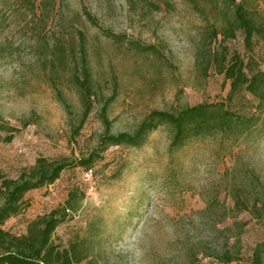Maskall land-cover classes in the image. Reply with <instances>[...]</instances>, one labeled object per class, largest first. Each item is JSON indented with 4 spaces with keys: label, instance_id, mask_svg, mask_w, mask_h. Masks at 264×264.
<instances>
[{
    "label": "rangeland",
    "instance_id": "rangeland-1",
    "mask_svg": "<svg viewBox=\"0 0 264 264\" xmlns=\"http://www.w3.org/2000/svg\"><path fill=\"white\" fill-rule=\"evenodd\" d=\"M238 3L261 26L251 46L234 22ZM1 6L0 120L19 130L0 145V184L40 157L76 162L56 182L28 192L22 212L4 228L26 233L33 219L76 191V210L53 236L61 248L76 245L85 258L75 264H254L264 242V108L250 93L231 105L260 122L239 140L193 138L171 151L170 129L161 126L143 146L110 147L91 179L77 161L98 146L106 103L112 131L120 132L134 130L154 109L226 100L230 80L215 64L205 70L213 26L234 22V35L221 42L220 35L212 52L224 44L264 70V0H1ZM107 29L124 41L106 36ZM59 43L67 62H53ZM83 61L96 93L82 123L86 107L74 76ZM227 254L236 259L226 262Z\"/></svg>",
    "mask_w": 264,
    "mask_h": 264
},
{
    "label": "trees",
    "instance_id": "trees-1",
    "mask_svg": "<svg viewBox=\"0 0 264 264\" xmlns=\"http://www.w3.org/2000/svg\"><path fill=\"white\" fill-rule=\"evenodd\" d=\"M226 3L235 4L236 0H226ZM88 17L97 23L94 17L88 12ZM2 6L0 0V20ZM235 24L245 33L247 45H252L255 33L261 31V26L253 19L251 12L242 3L235 6ZM234 22L230 21L224 30L213 26L210 37L207 40V50L211 53L208 58V65L205 70L213 64L223 73L227 80H230L231 88L226 100L212 102H200L194 105H187L176 110L154 109L149 112L138 126L132 131H112V122L107 115L108 105L102 108V117L105 123V130L100 137L98 146L94 148L87 157L78 159L79 166L85 169H93V166L102 158V154L112 146H143L149 136L161 126L170 129L171 151L180 149L193 138L208 136H220L239 140L250 132L260 122L255 114H244L238 112L231 105L236 96L248 92L258 100V107L264 108V70L253 67L251 62H246L239 53H231L224 44L220 49L212 52L213 41L220 35V42L226 36L234 35ZM106 36L114 41L123 42L124 37L114 33L112 30H104ZM81 39L85 41L84 32H80ZM139 46V44H138ZM148 52H157L154 45L139 46ZM53 62H67L68 52L62 43L56 44ZM84 59V58H82ZM83 61L80 66L81 75L74 76L75 84L82 92V99L85 104V111L82 123L89 115L92 107V95L96 93L93 85V75L89 66ZM113 98L110 99L112 101ZM19 129L10 126L0 120V145L2 142H12ZM76 162L66 159L50 160L40 157L34 166L25 168L20 176L16 178L3 177L0 184V264H75L85 257L79 255L76 245L61 248L53 241V236L58 227L65 223L72 211L76 210L77 192L71 191L66 203L63 206L54 208L49 213L40 215L33 219L27 232L16 234L4 228L6 222L13 216L22 212L25 197L28 192L42 188L56 182L62 173L75 165ZM241 203L242 200L238 199ZM255 209L260 213L263 209L256 204ZM264 242L259 244L253 256L254 264H264L262 247ZM236 259L231 254L225 257L226 262Z\"/></svg>",
    "mask_w": 264,
    "mask_h": 264
},
{
    "label": "built area",
    "instance_id": "built-area-1",
    "mask_svg": "<svg viewBox=\"0 0 264 264\" xmlns=\"http://www.w3.org/2000/svg\"><path fill=\"white\" fill-rule=\"evenodd\" d=\"M91 171H92V169H89V170H87V172H86V175H87V177H88L89 179H91V177H90Z\"/></svg>",
    "mask_w": 264,
    "mask_h": 264
}]
</instances>
